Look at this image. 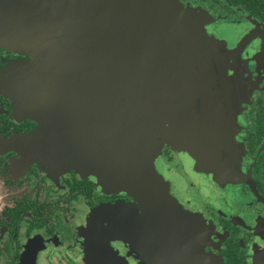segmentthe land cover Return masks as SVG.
<instances>
[{
	"label": "water",
	"instance_id": "95a60500",
	"mask_svg": "<svg viewBox=\"0 0 264 264\" xmlns=\"http://www.w3.org/2000/svg\"><path fill=\"white\" fill-rule=\"evenodd\" d=\"M208 19L180 0H0V43L29 56L0 71V86L38 124L24 142L28 156L145 207L141 215L120 208L118 235L109 234L113 210L101 209L88 227L98 252L119 239L144 264H224L155 168L170 140L187 150L194 137L201 159L219 156L205 148L221 137L208 93L217 59L204 58L198 38ZM180 77L197 93L191 106L187 86L178 91L191 137L167 100Z\"/></svg>",
	"mask_w": 264,
	"mask_h": 264
},
{
	"label": "flooded vegetation",
	"instance_id": "af4514ba",
	"mask_svg": "<svg viewBox=\"0 0 264 264\" xmlns=\"http://www.w3.org/2000/svg\"><path fill=\"white\" fill-rule=\"evenodd\" d=\"M180 2L210 19L198 38L217 59L213 101L227 109L218 127L229 139L224 152L201 163L166 144L157 169L174 197L201 220L207 252L224 264H264V0ZM28 59L0 43V71ZM37 127L0 86V264H144L124 241L98 252L88 236L101 209L113 210L109 234L118 235L125 220L120 208L141 215L144 205L29 157L24 142ZM179 155L189 168L176 161Z\"/></svg>",
	"mask_w": 264,
	"mask_h": 264
},
{
	"label": "rangeland",
	"instance_id": "374dc122",
	"mask_svg": "<svg viewBox=\"0 0 264 264\" xmlns=\"http://www.w3.org/2000/svg\"><path fill=\"white\" fill-rule=\"evenodd\" d=\"M199 31V30H198ZM228 35H229V38L230 39H232L233 37H234V34L232 33V32H230V33H228ZM200 41V40H199ZM201 43V42H200ZM203 47V46H202ZM236 49V48H235ZM203 50H204V52H205V55H204V58H206L205 56H209L208 55V51H206L204 48H203ZM234 50V49H233ZM209 54H211V53H209ZM212 72V71H211ZM213 74L214 75H212V77H211V79H212V85L210 86V88H209V90H208V93H209V95H210V98H211V104H212V106H211V104H210V106H211V112H212V115L213 116H216V113H217V108H216V106H215V104H214V101H213V93H211V91L213 90V88L215 87V85H214V83H215V80H216V78H215V72H213ZM180 80H181V82H180V84H179V86H177L174 90H172V92H171V96H169L168 98L166 97V94H164V97L165 98H167V100H169V102L172 104V106H173V112H172V116H174L173 118H174V120H175V122L176 121H178L179 120V122H177L176 124H184V125H186V126H190L189 124H191L192 122H193V120L191 119V117H190V115H188V113H187V111L189 110L188 109V107H186L188 104H186L185 103V101H183V105L181 104V103H179V100H178V97H179V94H178V91H180V90H185V88L184 87H182L181 86V84H185L186 86H187V89H186V94H185V99L186 98H188V99H190L191 100V94L193 95V96H195V95H197V93L196 92H194V91H191L190 89H189V87H188V85H189V82L184 78V77H180ZM182 94V93H181ZM157 101L158 102H161V99L160 98H158L157 99ZM194 103V101L192 102V100H191V106H192V104ZM177 104H178V106H177ZM222 105V104H221ZM221 105H219V112L217 113V115H221V120H219V117H218V120L219 121H221V123L222 124H224V122L226 121V113L228 114V112H227V109L223 106L222 108L220 107ZM178 107V108H177ZM226 111V112H225ZM220 123V122H219ZM191 127V126H190ZM188 127V129L186 130V134H184L183 136H186V137H191V136H193V134H194V130H193V128L191 127ZM182 127L180 126V130H182L181 129ZM218 128V130L221 132L222 131V129L223 128H220V127H217ZM197 130H198V128H197ZM207 130H208V133H209V136H211V134H212V126L211 125H209L208 127H207ZM184 131H185V128H184ZM188 131V132H187ZM174 132H175V134H177V130H174ZM182 131H180L179 133H181ZM219 139H220V142H218L216 145L214 144V146H211L210 144H207L206 146H205V148H206V152H209V150H208V148L210 147H212V150H215V152H217V153H215V154H220V153H222V152H224V148H225V146H223V144H225L226 142H225V137L222 139L221 137H219L218 138V141H219ZM191 142L190 143H188L187 142V150H183V146H180L179 144L180 143H177L175 140L173 141V140H170L169 141V144H170V146H174L178 151H188L189 153H191L192 154V156L195 158V159H197L198 161H199V163H201V156H199V154H201L202 155V150H201V148H200V144L201 143H199V140H198V143H196V141H195V139H194V137H192L191 138ZM168 142H166L165 144H164V146L167 144ZM168 145V144H167ZM169 146V145H168ZM164 148V147H163ZM223 150V151H222ZM176 161L178 162V163H181L185 168H189L191 165H190V162L188 161V159L187 158H185L184 156H182V155H179V157H176ZM170 165H172V164H170ZM155 168H156V170H157V172L159 173V171H158V169H157V165H156V160H155ZM159 169H160V171L162 172V173H166V169L164 168V167H159ZM160 174V173H159ZM167 174H169V175H172V176H175L174 174H172V173H168L167 172ZM162 177H163V179L165 180V182L167 183V181H166V179H165V177L162 175V174H160ZM168 184V183H167ZM169 185V184H168ZM169 188H170V186H169ZM170 190H171V188H170Z\"/></svg>",
	"mask_w": 264,
	"mask_h": 264
}]
</instances>
